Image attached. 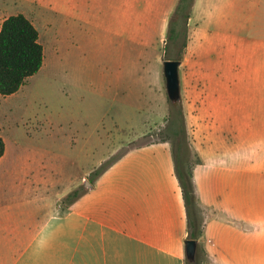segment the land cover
<instances>
[{
    "label": "crops",
    "instance_id": "crops-1",
    "mask_svg": "<svg viewBox=\"0 0 264 264\" xmlns=\"http://www.w3.org/2000/svg\"><path fill=\"white\" fill-rule=\"evenodd\" d=\"M196 36L195 258L264 264V0H197ZM167 156L130 151L68 208L39 193L42 175L24 168L7 185V171L0 264H185L186 210L172 162L159 164Z\"/></svg>",
    "mask_w": 264,
    "mask_h": 264
},
{
    "label": "rangeland",
    "instance_id": "rangeland-1",
    "mask_svg": "<svg viewBox=\"0 0 264 264\" xmlns=\"http://www.w3.org/2000/svg\"><path fill=\"white\" fill-rule=\"evenodd\" d=\"M178 3L0 0V26L10 16L23 15L38 31L44 55L41 69L16 93L0 95V134L6 146L0 178L7 171L14 173L5 178L7 185L25 168L47 180L39 190L46 199L61 200L77 190L75 202L58 205L68 208L86 194L84 181L92 183L130 151L152 147L161 148L166 157L169 152L172 161L164 158L165 163H159L166 171L172 162L175 173L177 160L192 172L197 0L185 8L186 23L174 13ZM174 19L179 21L176 35L169 40ZM166 60L180 61L176 104L165 89ZM176 117L186 143L175 132ZM183 145L188 151L181 150Z\"/></svg>",
    "mask_w": 264,
    "mask_h": 264
},
{
    "label": "trees",
    "instance_id": "trees-1",
    "mask_svg": "<svg viewBox=\"0 0 264 264\" xmlns=\"http://www.w3.org/2000/svg\"><path fill=\"white\" fill-rule=\"evenodd\" d=\"M193 0H179L174 11L176 17L188 18L185 8L190 9ZM178 20H170L168 29V39H174L176 35L175 29ZM44 62L43 47L39 43V34L34 25L23 15L17 14L6 18L0 26V95L10 96L16 93L27 81L28 78L36 74L42 67ZM174 121V120H173ZM178 127L175 132L183 135L182 140L185 142V130L181 125L179 118L176 117ZM186 143V142H185ZM180 151V146L176 148V152ZM181 150L188 151L183 145ZM5 152V143L0 134V159ZM175 155V152H174ZM174 167L177 180L180 184L184 206L186 210L188 239L197 242L201 236V220L198 214L195 191L193 188L191 176L192 172L186 169V165L182 161L180 166L177 160H174ZM106 168V167H105ZM102 169L100 172L105 170ZM188 170V171H187ZM91 183V181H88ZM80 196L77 190L70 192L63 197L58 205L67 207L75 202ZM185 264H199L197 259L190 262L186 259Z\"/></svg>",
    "mask_w": 264,
    "mask_h": 264
},
{
    "label": "water",
    "instance_id": "water-1",
    "mask_svg": "<svg viewBox=\"0 0 264 264\" xmlns=\"http://www.w3.org/2000/svg\"><path fill=\"white\" fill-rule=\"evenodd\" d=\"M163 75L165 79L166 93L171 103L176 104L180 101V79H179V67L180 61H163ZM83 185L86 188H91V183L84 181ZM185 245V256L190 262L195 260V253L197 249V242L194 240H186Z\"/></svg>",
    "mask_w": 264,
    "mask_h": 264
}]
</instances>
